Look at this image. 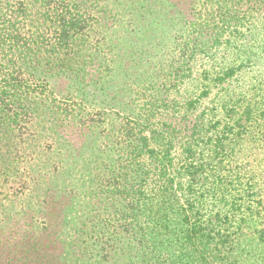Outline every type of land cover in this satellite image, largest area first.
<instances>
[{
	"label": "trees",
	"instance_id": "1",
	"mask_svg": "<svg viewBox=\"0 0 264 264\" xmlns=\"http://www.w3.org/2000/svg\"><path fill=\"white\" fill-rule=\"evenodd\" d=\"M261 68L264 0H0V264H264L226 205L202 211L227 188L200 199L165 161L204 98L236 104ZM256 101L193 130L224 151Z\"/></svg>",
	"mask_w": 264,
	"mask_h": 264
},
{
	"label": "rangeland",
	"instance_id": "2",
	"mask_svg": "<svg viewBox=\"0 0 264 264\" xmlns=\"http://www.w3.org/2000/svg\"><path fill=\"white\" fill-rule=\"evenodd\" d=\"M208 66L206 64L205 67ZM200 68L199 63L197 69ZM262 70L263 68L259 70L258 77L255 73H252V76L251 74L243 76L245 84H233L232 88L235 91L231 93L239 95L236 97L238 98L236 104L233 101L229 103L225 101L223 94L225 91L222 89H215L209 97L204 98L199 108L193 112L192 118L187 117V123L183 121L177 126L179 129L180 124L189 125L185 127V133H177L179 147L174 156L173 151L169 152L170 155L165 161L167 171L169 174L173 173L176 182L182 186L183 182L186 188L187 180L192 179L201 186L198 192H192L200 199L205 194L202 192V187L205 188L203 184L220 186L222 191L223 188H227L225 196L221 194L214 196L211 193L206 198L203 213L210 214L217 204L226 205L232 218L229 231L235 236L241 234L238 246H260L259 248L264 251V70ZM191 90L198 96L203 88L192 86ZM256 99L258 101L254 107L257 103L260 105H257L260 107L257 115L259 120L246 127L239 137H236V143H229L224 151L217 149L212 142L202 144L207 138L202 137V133L193 128L201 127L203 118L211 120L218 119L216 116H219L226 119V105L234 106L238 110L247 102ZM169 122L175 124L178 121L173 119ZM213 124L215 123L212 122L210 125L214 127ZM62 130L77 148L86 138V131L81 127L69 126ZM188 140L194 141L195 148L189 150L190 147L186 144Z\"/></svg>",
	"mask_w": 264,
	"mask_h": 264
}]
</instances>
